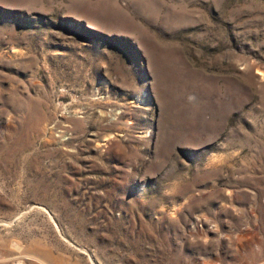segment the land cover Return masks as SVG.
Returning <instances> with one entry per match:
<instances>
[{
    "label": "rangeland",
    "instance_id": "rangeland-1",
    "mask_svg": "<svg viewBox=\"0 0 264 264\" xmlns=\"http://www.w3.org/2000/svg\"><path fill=\"white\" fill-rule=\"evenodd\" d=\"M0 264H264V0H0Z\"/></svg>",
    "mask_w": 264,
    "mask_h": 264
}]
</instances>
